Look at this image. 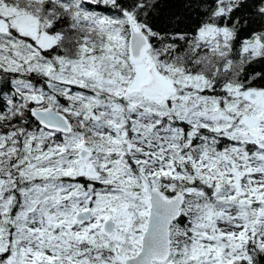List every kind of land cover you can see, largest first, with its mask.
<instances>
[{"label": "snow or ice", "instance_id": "6c2138e0", "mask_svg": "<svg viewBox=\"0 0 264 264\" xmlns=\"http://www.w3.org/2000/svg\"><path fill=\"white\" fill-rule=\"evenodd\" d=\"M0 264H264V0H0Z\"/></svg>", "mask_w": 264, "mask_h": 264}]
</instances>
